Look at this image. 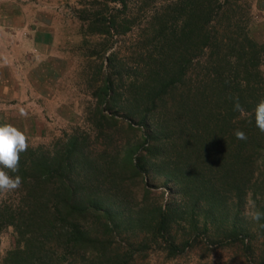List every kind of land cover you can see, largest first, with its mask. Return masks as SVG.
<instances>
[{
  "label": "trees",
  "instance_id": "trees-1",
  "mask_svg": "<svg viewBox=\"0 0 264 264\" xmlns=\"http://www.w3.org/2000/svg\"><path fill=\"white\" fill-rule=\"evenodd\" d=\"M248 6L230 0L86 3L82 27L110 38L149 13L131 74L115 54L103 56L88 116L104 149L112 142L106 130L117 127L118 114L129 121L126 131L141 133V141L119 160L107 158L104 149L97 153L89 135L79 132L63 135L49 149L21 153L19 171L5 169L22 184L13 191L15 200L0 202V242L8 229L14 235L0 264H133L149 248L144 236L132 241L134 224L152 225V232L169 237L171 224L185 215L197 227L194 208L203 202L205 228L208 219H220L226 198L234 209L228 232L238 239V214L251 185L264 176V132L255 119L264 100V43L250 33ZM236 97L243 112L234 110ZM237 130L247 139H237ZM115 170L148 187L163 179L170 197L160 207L134 210ZM150 194L144 189L142 201ZM259 199L264 213V190ZM168 249L176 254L174 246Z\"/></svg>",
  "mask_w": 264,
  "mask_h": 264
},
{
  "label": "rangeland",
  "instance_id": "rangeland-1",
  "mask_svg": "<svg viewBox=\"0 0 264 264\" xmlns=\"http://www.w3.org/2000/svg\"><path fill=\"white\" fill-rule=\"evenodd\" d=\"M88 1L0 0V125L11 124L22 130L29 147L49 149L63 135L79 132L89 135V146L97 153L104 149L105 144L91 130L88 118L95 106L92 90L98 84V68L104 57L115 54V60L131 74L137 62L132 54L137 51L149 13L142 14L125 33L120 29L119 34L112 32V38L92 35L82 27L80 19ZM230 1L240 6L244 1L249 4L250 33L263 44L264 0ZM109 6L116 9L113 3ZM94 51L97 55L92 54ZM103 64L107 72L105 61ZM261 69L264 72V64ZM115 118L117 127L106 130L112 135V142L104 150L107 158L119 160L127 149L140 143L141 133L126 131L129 121L124 115ZM115 172L125 181L122 191L134 210L160 207L170 197L163 179H154L148 187L141 178ZM251 186L236 219L238 239L228 232L234 215L229 198L219 210L220 219H208L205 228L201 216L206 207L201 202L194 208L197 227L193 228L192 219L185 215L171 224L169 237L152 232V225L134 224L132 241L144 236L149 248L138 253L133 264H264V225L252 218L261 206L259 192L264 190V176H258ZM144 189L151 191L145 202ZM4 200H15L13 191L0 193V202ZM116 240L122 241L119 237ZM13 245L14 235L8 229L1 237L0 260ZM170 245L176 248V254L169 253Z\"/></svg>",
  "mask_w": 264,
  "mask_h": 264
},
{
  "label": "clouds",
  "instance_id": "clouds-1",
  "mask_svg": "<svg viewBox=\"0 0 264 264\" xmlns=\"http://www.w3.org/2000/svg\"><path fill=\"white\" fill-rule=\"evenodd\" d=\"M231 98V97H230ZM234 110L243 112V108L239 103V98H235ZM256 126L264 132V100H261L255 109ZM237 139H247L243 131L235 132ZM29 147L26 134L11 124L0 125V193H7L17 190L22 184V178L17 175L15 177L9 175L19 171L20 154L26 152ZM264 213L255 212L252 218L259 221Z\"/></svg>",
  "mask_w": 264,
  "mask_h": 264
}]
</instances>
